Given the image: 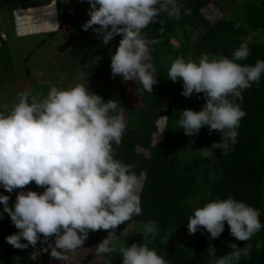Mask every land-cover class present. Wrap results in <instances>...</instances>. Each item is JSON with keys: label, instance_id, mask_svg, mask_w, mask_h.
Listing matches in <instances>:
<instances>
[{"label": "clouds", "instance_id": "clouds-1", "mask_svg": "<svg viewBox=\"0 0 264 264\" xmlns=\"http://www.w3.org/2000/svg\"><path fill=\"white\" fill-rule=\"evenodd\" d=\"M90 17L82 29H92L107 45L122 37L111 56L112 77L125 81L139 80L147 93L157 84L148 41L142 30L155 24L161 13L176 20L191 15L182 0H87ZM98 26V27H94ZM153 40L152 43H156ZM250 55L246 42L231 57L202 53L198 60L177 57L168 69V79L182 81L181 95L186 98L203 94L201 110L185 109L178 123L188 137L198 135L207 126L221 133V141L201 152L212 159L215 149L224 153L238 142L240 121L246 116L240 103L242 93L253 83L259 86L264 75V60L243 64ZM116 99L107 101L91 92L88 85L68 88L53 86L46 96L31 91L19 94L11 107H0V187L16 195L9 206L10 195L0 194V219L4 214L18 230L5 237L15 249L47 244L52 258L66 260L65 253L80 248L89 232L106 230L107 237L96 248L97 253L121 254L122 264H169L149 244L158 234L157 222L143 225V243L125 246L116 229L133 216L142 214L141 179L116 156L127 130L125 110ZM191 143H195L194 140ZM34 182L42 192L23 191ZM261 211L228 196L212 199L197 207L189 217L187 229L195 234L203 228L216 239L228 225L231 236L248 241L264 228ZM54 237V245L49 238ZM26 241L22 243L21 241ZM262 246L260 242L256 247ZM233 251L218 258L208 249L209 264H239L243 248L229 244ZM59 250V251H58ZM246 255V252H243Z\"/></svg>", "mask_w": 264, "mask_h": 264}, {"label": "rangeland", "instance_id": "rangeland-1", "mask_svg": "<svg viewBox=\"0 0 264 264\" xmlns=\"http://www.w3.org/2000/svg\"><path fill=\"white\" fill-rule=\"evenodd\" d=\"M50 1L0 0V31L5 30L9 36V42L0 48V107H11L19 94L25 91L43 97L53 86L68 88L84 84L95 93L111 80L120 82L123 93L119 100L125 110L127 128L141 132L136 152L151 164L137 174L141 179L142 214L117 227L120 241L125 246L145 242L143 225L155 220L159 231L154 240L148 237L152 240L149 247L156 249L157 244H163L191 260L200 254V239L197 232H188L189 217L197 207L217 197L226 199L230 195L259 209L260 220L264 224V128L256 140L248 143L245 158L238 161L240 164L220 149H215L213 158L209 160L198 151L209 148L214 142L219 143L221 133L212 131L210 134L205 126L198 135L188 137L180 129L178 120L181 112L185 109L199 111L205 100L202 93L189 98L181 95L183 83L179 81L174 85L168 79V69L177 57L199 59L201 55L196 49L199 33L186 25L172 24L162 16L166 13L160 14L163 22L158 20L142 30L158 81L152 92L147 93L139 80L125 81L119 75L112 77L111 56L122 37L116 36L105 45L92 29H82L90 19L87 0H58L63 22L57 34L17 38L12 10ZM70 9L74 10L72 16L67 14ZM200 11L212 25L225 23L232 41L237 44L246 42L254 64L257 60H264V0H209ZM153 40L157 42L152 43ZM253 84L256 88L252 86L244 90L243 99L245 95L249 94L250 98L254 93L256 97L251 98L260 101L258 108L264 114V75L259 86ZM246 129L249 132L253 128ZM192 140L195 143H191ZM150 183L158 185L156 195L146 193ZM31 185L34 182L25 186L23 191ZM19 191L21 189L13 192L14 203ZM0 194L7 195V192L0 187ZM156 201L157 208L154 207ZM2 210L3 205L0 204ZM5 215L0 219L3 237L0 264H104L107 253H97L99 243L88 238L80 248L65 253L66 260L52 258L51 249L43 251L47 244L39 241L35 248L15 249L5 237L18 230L8 224L9 219ZM54 239L49 238L53 245ZM258 242L262 244L259 249L256 247ZM233 243L246 252V255L242 252L239 264H264V228L248 241L236 240L229 230L223 243L225 255L233 251L228 247ZM112 253L120 254L118 250Z\"/></svg>", "mask_w": 264, "mask_h": 264}, {"label": "trees", "instance_id": "trees-1", "mask_svg": "<svg viewBox=\"0 0 264 264\" xmlns=\"http://www.w3.org/2000/svg\"><path fill=\"white\" fill-rule=\"evenodd\" d=\"M209 0H182L184 8L191 9V15H184L183 9L181 13V19L176 20L174 18H170L167 14L162 16H166V20L172 22V24L178 25H186L190 27L192 30H195L199 33L200 37L196 42V49L200 53H209L211 55H226L231 57L233 51L239 48L240 44L235 43L229 37V33L227 32L226 24H210L207 19L201 13V7L207 4ZM161 17V16H159ZM159 21L163 22L164 19L159 18ZM60 22L62 26V19L60 14ZM51 36V35H49ZM243 64L254 65V62L249 55L246 60L241 61ZM177 82H173L176 85ZM253 87L254 84H252ZM251 86V87H252ZM253 88V89H255ZM263 88V87H262ZM264 90V88H263ZM123 89L122 85L117 80H111L105 83L100 89H98L95 94H98L104 98L105 101L109 99H116L119 100L120 96H122ZM253 96L256 95L253 93ZM251 95V97H253ZM243 97V94H242ZM246 97V98H245ZM249 98V94L244 96L242 102L238 100L242 110H244L247 114L244 118L240 121V127L238 133V142L232 146V150L228 152L230 154V159L235 160V163L240 164V159L245 158V150L248 148V145L251 144L256 138L258 134H260L261 130H263V122L262 118L264 114L258 108L260 101H255L252 98ZM253 97V98H254ZM242 124V126H241ZM244 125V126H243ZM246 128H253L252 131H247ZM128 130V131H127ZM126 133L123 136L122 143L119 146L114 145L116 156L118 159L122 160L126 164H133L135 165L133 171L136 174H140L142 172V168H149L151 164H149L145 159L139 156L136 152L137 144L141 142V132L137 130H129L127 128ZM249 143V144H248ZM245 147V148H243ZM157 184L150 183L149 186L146 188V193H153L156 195ZM32 190L42 192L43 189L39 188L35 185H31L25 189V191ZM7 195L11 196L9 201V206L14 205V193H7ZM153 195V196H154ZM158 200V198H156ZM157 202L155 203L154 207L157 208ZM155 212V211H153ZM6 218L9 219L8 224L13 226L11 223L10 217L5 215ZM229 233V227L225 224V231L221 234L219 238L212 239L210 238V234L201 228L197 231L199 237V250L200 254L196 255L195 258L191 260H187L184 254L180 251H176L175 249L165 246L163 244H157L158 247L155 249L159 255H161L169 264H208L209 263V256H208V249L211 247L215 250L216 256L218 258L223 257L225 255L223 249V243L226 239L227 234ZM108 232L106 230H99L89 232L88 239H91L97 243L102 242L104 238L107 237ZM2 235L0 234V243L2 242ZM104 264H122V257L121 254H114V253H107L106 259Z\"/></svg>", "mask_w": 264, "mask_h": 264}, {"label": "built area", "instance_id": "built-area-1", "mask_svg": "<svg viewBox=\"0 0 264 264\" xmlns=\"http://www.w3.org/2000/svg\"><path fill=\"white\" fill-rule=\"evenodd\" d=\"M68 16L74 10L67 11ZM14 33L17 38L53 35L60 31L61 22L55 1L46 5L14 9L12 12ZM8 35L0 31V48L8 43Z\"/></svg>", "mask_w": 264, "mask_h": 264}, {"label": "crops", "instance_id": "crops-1", "mask_svg": "<svg viewBox=\"0 0 264 264\" xmlns=\"http://www.w3.org/2000/svg\"><path fill=\"white\" fill-rule=\"evenodd\" d=\"M52 1H55L56 5H57V8H58L59 16H60L61 13H60V7H59L58 0H51L50 2H52ZM27 2L28 1H25L24 3H27ZM46 4H49V3H43V4H38V5H32V6H41V5H46ZM32 6L30 5V6H25V7H32ZM22 8H24V7H22ZM14 9H17V8H14ZM13 10H12V12H13ZM12 12H11V15H12ZM12 20H13V16H12ZM13 28H14V26H13ZM1 31L5 32L8 35V33L5 30H1ZM53 35H55V34H53ZM8 38H9V36H8ZM8 42H9V40H8Z\"/></svg>", "mask_w": 264, "mask_h": 264}]
</instances>
